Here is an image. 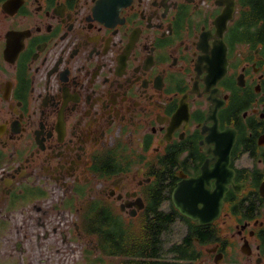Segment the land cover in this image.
Returning <instances> with one entry per match:
<instances>
[{
  "label": "flooded vegetation",
  "instance_id": "af4514ba",
  "mask_svg": "<svg viewBox=\"0 0 264 264\" xmlns=\"http://www.w3.org/2000/svg\"><path fill=\"white\" fill-rule=\"evenodd\" d=\"M95 225L264 264V0H0V264Z\"/></svg>",
  "mask_w": 264,
  "mask_h": 264
},
{
  "label": "rangeland",
  "instance_id": "374dc122",
  "mask_svg": "<svg viewBox=\"0 0 264 264\" xmlns=\"http://www.w3.org/2000/svg\"><path fill=\"white\" fill-rule=\"evenodd\" d=\"M96 239L91 240L89 243H87V241H82V240L73 243L72 244L73 248L71 247L72 251L71 250L68 251V254L69 253L72 254L71 257H67L65 255L56 256L55 253L53 254L42 253L43 257L46 259V263H41L38 260L40 256L37 254L24 255L22 258H20L21 260L20 264H49V263H53L57 257L58 258L56 259L54 264H90L89 260L86 259L85 249L87 246L91 247L92 245H94V243H96ZM97 243H98V239H97ZM94 252L95 253L93 255L92 254L89 255V258L91 259L95 258L94 260L95 262H93V264H122L126 260L131 259L128 256L120 257L119 253L117 256H109L108 254H105L101 250L98 251V249H95ZM16 264H19L18 257H16Z\"/></svg>",
  "mask_w": 264,
  "mask_h": 264
},
{
  "label": "trees",
  "instance_id": "16d2710c",
  "mask_svg": "<svg viewBox=\"0 0 264 264\" xmlns=\"http://www.w3.org/2000/svg\"><path fill=\"white\" fill-rule=\"evenodd\" d=\"M94 230L97 234V239H98V243L96 242V244H98V247L100 248L102 252H104L105 254H108L109 256H117L119 253L121 255H125L131 258L129 260H126L125 261L126 263H122V264H142L143 263V261L140 260L143 258L141 255L137 254L136 247L133 243L130 248L132 251H128L126 254H124V252L121 250L122 241H121V237L118 232L119 231L118 227H111L107 225H95ZM94 260L95 258L94 259L89 258V263L93 264V262H95ZM144 264H162V263L151 262V263H144Z\"/></svg>",
  "mask_w": 264,
  "mask_h": 264
}]
</instances>
